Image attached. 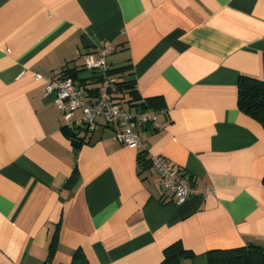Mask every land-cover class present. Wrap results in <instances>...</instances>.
Masks as SVG:
<instances>
[{"label":"crops","instance_id":"crops-1","mask_svg":"<svg viewBox=\"0 0 264 264\" xmlns=\"http://www.w3.org/2000/svg\"><path fill=\"white\" fill-rule=\"evenodd\" d=\"M105 46L110 68L125 67L115 76L134 80L122 107L157 111L159 129L136 128L147 157L194 180L179 204L111 127L77 149L62 130L47 81L91 77L83 54ZM243 75L264 78V0H0V264H70L78 249L89 264H158L174 242L196 255L264 247V128L238 107Z\"/></svg>","mask_w":264,"mask_h":264},{"label":"built area","instance_id":"built-area-1","mask_svg":"<svg viewBox=\"0 0 264 264\" xmlns=\"http://www.w3.org/2000/svg\"><path fill=\"white\" fill-rule=\"evenodd\" d=\"M110 52L111 47L105 46L83 54L84 68L100 76L94 97H87L71 77L58 74L47 81L45 91L55 92L53 102L61 111L65 126L73 128L82 124L88 131H93L101 124L109 126L118 143L144 151L146 146L138 137L136 128L139 125H149L152 129H159L157 111L142 109L131 112L122 107L117 89L120 78L109 73L110 65L106 61ZM76 110L81 113L78 118L73 117ZM148 159L150 166L160 176L164 188L172 194L177 204L198 193L192 176L184 168L173 165L162 155L153 154Z\"/></svg>","mask_w":264,"mask_h":264},{"label":"trees","instance_id":"trees-1","mask_svg":"<svg viewBox=\"0 0 264 264\" xmlns=\"http://www.w3.org/2000/svg\"><path fill=\"white\" fill-rule=\"evenodd\" d=\"M125 67L116 69H109V73L115 75L120 73ZM86 69V68H85ZM92 72V76L88 77L95 84L89 91H93L94 97L96 95L100 76L97 73ZM60 76L71 77L75 82L76 73L73 70L62 71ZM120 78L119 76H117ZM84 78L81 81L75 83L78 87L85 88L87 79ZM134 80L123 81L120 80L117 84L118 92H123L133 88ZM238 93L237 104L239 109L245 114L249 115L256 121H258L264 128V78L258 79L250 76H239L238 79ZM82 88V89H83ZM129 92H134L131 90ZM119 98V97H118ZM121 103V102H120ZM62 130L66 137L71 141L74 148H79L85 140V134L91 132L88 131L84 125H77L73 128L63 126ZM84 132V133H81ZM138 163L139 165L150 166L149 159L146 154V150L138 151ZM151 167V166H150ZM76 174L72 173L66 181V186L71 187L76 181ZM52 246L50 247L49 255L51 254ZM198 262V263H196ZM70 264H89L86 256L81 250H76L73 253ZM158 264H264V247L257 244H247L243 246H237L232 248H213L205 251L201 255H196L193 251L184 248L179 242H174L164 248L163 259Z\"/></svg>","mask_w":264,"mask_h":264},{"label":"rangeland","instance_id":"rangeland-1","mask_svg":"<svg viewBox=\"0 0 264 264\" xmlns=\"http://www.w3.org/2000/svg\"><path fill=\"white\" fill-rule=\"evenodd\" d=\"M87 73L89 72V71H86ZM196 263H198V262H196Z\"/></svg>","mask_w":264,"mask_h":264}]
</instances>
